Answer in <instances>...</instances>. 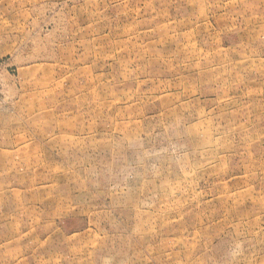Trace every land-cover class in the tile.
<instances>
[{
	"label": "rangeland",
	"instance_id": "rangeland-1",
	"mask_svg": "<svg viewBox=\"0 0 264 264\" xmlns=\"http://www.w3.org/2000/svg\"><path fill=\"white\" fill-rule=\"evenodd\" d=\"M0 264H264V0H0Z\"/></svg>",
	"mask_w": 264,
	"mask_h": 264
}]
</instances>
